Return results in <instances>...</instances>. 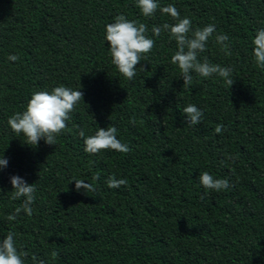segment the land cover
<instances>
[{
  "label": "trees",
  "instance_id": "obj_1",
  "mask_svg": "<svg viewBox=\"0 0 264 264\" xmlns=\"http://www.w3.org/2000/svg\"><path fill=\"white\" fill-rule=\"evenodd\" d=\"M159 2L174 4L193 28L214 24V36L228 35L231 55L213 38L200 59L231 67V88L195 73L183 87L171 63L175 40L152 33L175 21L159 11L144 17L136 0H0V158L8 160L0 169V240L13 232L26 264H264V70L253 56L264 0ZM120 14L146 24L155 40L132 81L112 64L105 39ZM61 85L84 93L68 130L56 145L25 143L9 117L35 91ZM190 104L204 113L198 125L182 111ZM111 126L131 150L87 153L79 131ZM205 171L229 180V189L206 190ZM16 175L35 184L36 199L32 216L22 210L9 221L23 204L11 198ZM111 176L127 185L109 188ZM79 179L95 191L77 192Z\"/></svg>",
  "mask_w": 264,
  "mask_h": 264
},
{
  "label": "clouds",
  "instance_id": "obj_2",
  "mask_svg": "<svg viewBox=\"0 0 264 264\" xmlns=\"http://www.w3.org/2000/svg\"><path fill=\"white\" fill-rule=\"evenodd\" d=\"M136 6L146 18L155 17L157 11L163 15L170 16L175 23H163L154 25L152 33L159 37L162 32H168L177 44V51L171 58V63L177 65L181 71L184 84L183 87H190L193 84V73L204 78L218 76L222 78L226 85L234 84L232 78V68L211 63L207 56L201 60V54L207 51L208 43L211 39L220 46L221 51L226 55H231L229 37L226 34H216V26L209 24L203 28H193L190 18L181 17V14L174 4L162 6L159 0H136ZM148 28L144 23L130 21L123 14L117 15L114 22L106 25L105 39L110 44V54L112 64L116 66L119 73L127 80L132 81L137 72V66L146 60L148 55L155 48V40L147 35ZM254 63L264 70V29H257L253 39ZM11 61H18L19 57L11 55ZM140 67L144 68L143 65ZM84 101V93L73 90L66 86L54 87L51 92L46 90L35 91L25 110L16 112L9 117L8 124L11 130L20 136L26 137L27 144L37 147L43 139L48 145H56V139L68 130V121L77 106ZM189 125H198L202 122L204 113L196 105L190 104L182 109ZM135 123V121H132ZM223 124L215 128L216 133H221ZM79 136L84 139L85 151L89 154H98L102 151H116L128 153L131 149L126 143L118 139V129L115 126L100 128L95 134L86 136L83 129L79 131ZM8 160L0 158V169L7 167ZM75 181L76 191L83 190L88 193L95 191V187L86 183L85 180ZM10 182L13 186L11 198L18 200L23 198L21 207L15 209V214L7 217L9 221L16 220L23 210L28 216L33 215L32 205L35 202V184L27 183L20 176H12ZM200 184L211 191L220 192L230 187L227 179L215 178L205 171L199 176ZM109 188H119L127 185L126 179H117L111 176L107 180ZM13 232H8L5 238L0 240V264H26V252L18 250L17 242ZM35 260V257L33 258ZM38 264H46L44 260H39Z\"/></svg>",
  "mask_w": 264,
  "mask_h": 264
}]
</instances>
